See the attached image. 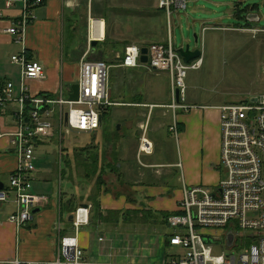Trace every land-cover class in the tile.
I'll list each match as a JSON object with an SVG mask.
<instances>
[{"label":"crops","instance_id":"crops-1","mask_svg":"<svg viewBox=\"0 0 264 264\" xmlns=\"http://www.w3.org/2000/svg\"><path fill=\"white\" fill-rule=\"evenodd\" d=\"M6 2L7 0H0V82L2 87L9 81L13 83L14 100L0 106V184L4 185L3 188H9L10 178L19 167V155L11 142L12 137L8 134L16 131L17 127V100L22 94V66L12 61V55L25 51L29 61H38L44 66L45 77L30 79L27 83L31 96L44 94L51 98L61 95L70 98L72 85L77 83L79 77L80 61L90 51V43L94 39L99 40L96 51L103 52L101 61L107 64L105 54L108 48H112L111 53L115 54L118 67L123 70L120 77L127 78L126 88L120 94L127 101H113L111 93L110 100L114 104L131 105L145 110L136 113L139 119L135 125L143 130V134H139L138 155L145 153L151 156L155 153V136L157 131L164 128V118L169 116L171 109L173 123L169 125V130L178 136L183 157L193 159L194 162L189 170L185 169L187 162L183 164L181 158L175 164L160 162L151 157L145 162L137 163L129 153L125 154L123 149L127 146L124 142V146H118L117 149L120 158L115 164H106L114 171L110 173L115 176L111 186L107 183H100L98 186V183L93 185L92 182H83L79 183V194L75 188L73 173L70 170L67 174L61 159L55 165L57 167L51 170L35 169L31 173V191L45 200L35 208L38 211L34 220L22 226L10 220V216L18 210L14 196L10 201L0 204V264L25 261L54 263L60 257L61 239L75 235L84 251L83 259L92 264L165 263L169 259L166 253L169 248L168 231L164 229L167 217L180 210L186 188L192 185L213 188L223 177L219 167L221 105H195L192 92L187 88L185 102L188 107L174 109L171 107L174 102L171 80V95L167 101H148L139 89L146 71L140 73L139 68L146 67L153 71L156 69H150L148 61H141L137 67L121 65L126 48L130 45H140L142 48L151 45L168 46L172 43L174 47L170 31L167 34L168 39L165 40L166 28L161 17L167 13L170 19L173 9L177 8L168 11L160 6L161 0L157 3L153 0H96V7L95 0H44L41 3H32L29 7L25 0H13L11 6H7ZM25 14L28 15V23L23 34L9 32L10 27L19 25ZM96 21L104 22V35L94 34L97 30L94 28ZM257 22L258 20L249 21L248 26L237 28L252 31L257 37L256 32H264V28L254 25ZM205 27L207 26L202 29V38L207 30L229 29L214 25L208 26L211 28ZM108 89L111 92L109 77ZM127 90L128 94L123 95ZM114 104L101 113L100 126L105 114ZM51 107L52 133L46 139L36 140L37 151L41 144H46L47 140L57 135L61 138L64 130L68 129L65 113L69 111H65V106L60 104ZM132 126L134 122L124 121L120 130ZM143 136L153 144L151 153L140 148ZM63 151L61 147V152ZM174 166L181 171L179 177H175V183L172 181L171 172L167 173L165 170ZM81 206L89 207V222L77 230L74 224L75 214ZM139 219L145 223L139 222ZM149 222L153 224L150 225ZM159 224L164 226L161 234L157 228ZM143 225L153 227V230L149 229L148 232L143 229ZM134 227L145 234H133ZM132 241H135L133 251L130 247Z\"/></svg>","mask_w":264,"mask_h":264},{"label":"built area","instance_id":"built-area-1","mask_svg":"<svg viewBox=\"0 0 264 264\" xmlns=\"http://www.w3.org/2000/svg\"><path fill=\"white\" fill-rule=\"evenodd\" d=\"M32 3L44 0H25ZM7 6L13 0H7ZM160 6L186 8V0H161ZM28 23L25 14L18 26L10 27L11 33L23 34ZM211 28V27H205ZM150 69L168 70L171 73L174 102L172 108L188 107L185 79L189 69H197L201 60L186 62L172 43L148 47ZM141 47L126 48L121 65L137 67L141 63ZM12 61L20 63L21 91L17 100L16 131L10 133L11 142L19 155V167L10 178L9 188H0V204L14 196L18 205L10 220L22 226L34 220V209L45 200L31 191L35 171L36 140L46 139L52 133L51 115L55 104L70 105L68 127L94 130L100 126V115L111 104L108 89V66L104 61H80L79 98L71 100L62 95L51 98L48 95L31 96L27 83L30 79L45 77L42 63L29 61L25 51L13 54ZM13 83L0 88V106L12 101ZM221 131V159L219 167L223 177L212 187L192 185L186 188L180 202V210L167 217V224L173 227L167 233L170 248L183 247L184 255H175L162 264H264V95L258 101L250 97L219 107ZM174 129V127H172ZM1 131V126H0ZM140 148L151 153L152 142L143 136ZM89 222V207L81 206L75 214L76 229ZM233 233L234 242L228 244V234ZM60 257L54 262L25 261L17 264H92L83 259L84 251L78 236H66L60 241ZM216 244H224L221 255L213 253ZM130 264V263H127Z\"/></svg>","mask_w":264,"mask_h":264},{"label":"rangeland","instance_id":"rangeland-1","mask_svg":"<svg viewBox=\"0 0 264 264\" xmlns=\"http://www.w3.org/2000/svg\"><path fill=\"white\" fill-rule=\"evenodd\" d=\"M153 2L157 3L158 0H153ZM263 4L264 0H188L186 8L173 9L170 19L167 13L162 15L161 18L166 28L165 40L168 39L167 34L170 31L176 50L189 44L192 50L200 49L202 51L200 58L191 61L193 63L200 59L199 68L189 69L185 79L187 88L192 92L193 104L198 106L224 105L251 96L261 97L264 95V46H262L264 32H256V37L252 31L247 32L237 28L249 25L247 20L249 14L260 15V20L254 25L264 28ZM94 5L96 7V0ZM211 25L229 27V29L207 30L202 38L203 27ZM196 36L198 37L197 42ZM111 49L108 48L105 54L111 97L116 102L127 101V98L120 97L121 92L126 88L127 78L126 76L120 77L123 70L118 67V60L114 59L115 54L111 53ZM117 50L120 51V48ZM143 71H146V75L139 89L145 99L148 101L152 99L156 103L167 101L171 95L170 71L139 68L140 73ZM125 94H128V90L123 95ZM64 106L65 111H69L70 105ZM143 111L145 110L138 107L116 103L109 108L98 129L82 131L68 127L64 130L61 138L60 135H57L55 138L47 140L46 144L40 145L39 150H36L37 154H35V168L37 171L43 168L51 170L57 167L55 165L61 159L67 174L70 170L73 173L78 194L81 192L79 183L83 182H92L93 185L98 183V186L107 183L111 186L115 176L110 173H114V171H111V168L106 164H115V161L120 158V154H117L119 153L117 152L118 146H124L125 142L127 146L123 149L125 154L129 153V156H133V160L137 163L138 161L145 162L148 157H151L160 162L175 164L181 158L183 164L185 161L187 162L185 169L189 170L194 160L183 157L178 136L176 137L169 130V125L173 123L171 109H169V116L164 118V128L157 131L155 136V153L151 156H147L145 153L138 155V139L139 134H143V130L141 131L135 125L139 119L136 113ZM124 121L134 122V126L120 130L119 126ZM55 124L58 125L56 122ZM150 136L152 135L150 134ZM61 147L64 150L63 153ZM165 170L167 173L171 172L174 183L177 181L175 177H179L181 174L176 166L165 168ZM104 173L105 176H102ZM128 217L130 218V214ZM139 220V222L145 223L144 220ZM69 224L72 225V223ZM149 224L153 223L149 222ZM163 227L161 224L157 225L158 230L161 231L160 234ZM152 228L143 225V229L148 232L153 230ZM133 229V234H145L139 228L134 227ZM164 229L168 232L174 230L168 224ZM134 243L135 241H132L130 244L132 251L135 249ZM225 250L224 244H216L213 247L215 255H221ZM186 252L187 250L183 247H169L168 251L166 250L169 259L175 255H184Z\"/></svg>","mask_w":264,"mask_h":264},{"label":"water","instance_id":"water-1","mask_svg":"<svg viewBox=\"0 0 264 264\" xmlns=\"http://www.w3.org/2000/svg\"><path fill=\"white\" fill-rule=\"evenodd\" d=\"M264 5V4H263ZM259 15L258 14H249L247 17L248 21H254V20H259ZM198 41V38L196 36V42ZM99 44V40L94 39L91 41L90 43V51L88 52V54L85 56V60L86 61H101L103 58V52L96 51V47ZM141 52H142V56H141V61L142 62H147L148 61V47H142L141 48ZM179 52L181 53V55L183 57H185L187 62H190L192 59L197 58L199 56H201L202 52L200 49H195L192 50L190 45L187 44L185 47H181L179 48ZM72 89L73 92L70 93V99L71 100H77L79 98V84L75 83L72 85ZM251 101L257 102L258 101V97L257 96H251L250 97ZM102 120V116L100 115V122ZM68 122V112L65 113V124H67ZM120 128V126H119ZM4 185L1 183L0 184V188H3ZM36 211H38V209H34V213H36ZM71 219L73 218V215L70 217ZM234 242V235L233 233H229L228 234V244L231 246Z\"/></svg>","mask_w":264,"mask_h":264},{"label":"bare ground","instance_id":"bare-ground-1","mask_svg":"<svg viewBox=\"0 0 264 264\" xmlns=\"http://www.w3.org/2000/svg\"><path fill=\"white\" fill-rule=\"evenodd\" d=\"M94 28L97 29L94 32L95 35H97V34L104 35V33H105V30H104L105 24H104L103 21H96Z\"/></svg>","mask_w":264,"mask_h":264},{"label":"trees","instance_id":"trees-1","mask_svg":"<svg viewBox=\"0 0 264 264\" xmlns=\"http://www.w3.org/2000/svg\"><path fill=\"white\" fill-rule=\"evenodd\" d=\"M2 85H3L2 82H0V88H2ZM168 215H169V214H168ZM168 215H167V216H168Z\"/></svg>","mask_w":264,"mask_h":264}]
</instances>
